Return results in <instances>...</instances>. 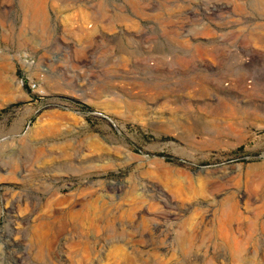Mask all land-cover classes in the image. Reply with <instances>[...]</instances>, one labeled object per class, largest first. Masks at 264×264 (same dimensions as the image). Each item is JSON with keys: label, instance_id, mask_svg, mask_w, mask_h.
<instances>
[{"label": "rangeland", "instance_id": "1", "mask_svg": "<svg viewBox=\"0 0 264 264\" xmlns=\"http://www.w3.org/2000/svg\"><path fill=\"white\" fill-rule=\"evenodd\" d=\"M263 253L264 0H0V264Z\"/></svg>", "mask_w": 264, "mask_h": 264}, {"label": "bare ground", "instance_id": "2", "mask_svg": "<svg viewBox=\"0 0 264 264\" xmlns=\"http://www.w3.org/2000/svg\"><path fill=\"white\" fill-rule=\"evenodd\" d=\"M25 61H26V59H25ZM223 205H224V204H223ZM220 212H221V213H220V214H221V217H223V216L226 215V214H229V215H230L231 213H233V212H234V208H233V206H231V207H229V208H223L222 211H220ZM229 215H226L225 218H227ZM232 216H233V215H232ZM232 222H233V221H232ZM230 225H231V224H230ZM231 228H232V227H231ZM233 232H234V231H233ZM230 235H231V234H230ZM249 238H250V237H249ZM180 239H181V237H180ZM228 239H229V238H228ZM228 239H227V240H228ZM235 239H237V238L235 237ZM231 241H232V240H231ZM237 241H238V240H237ZM233 242H234V240H233ZM233 242H232V243H233ZM236 243H237V242H235L234 244H236ZM238 243H241V242H238ZM238 243H237V244H238ZM230 244H231V243H230ZM243 245H244V244H243ZM183 246H184V245H183ZM234 246H235V245H234ZM237 246H238V245H237ZM186 247H187V246H186ZM231 247H232V246H231ZM231 247H230V248H231ZM234 248H235V247H234ZM242 248L245 249L244 247H242ZM232 250H233V249H232ZM234 250H235V249H234ZM237 250H238V249H237ZM240 250H241V249H240ZM246 252H247V251H246ZM236 253H237V252H236ZM231 254H232V253H231ZM234 254H235V253H234ZM241 254H242V253H241ZM249 254L252 255V253H249ZM263 254H264V253H263ZM243 255H244V254H243ZM243 255H242V256H243ZM263 256H264V255H262V258H263ZM244 260H245V259H244ZM262 260H263V259H262ZM247 263H248V262H247ZM261 263H263V262H261Z\"/></svg>", "mask_w": 264, "mask_h": 264}]
</instances>
